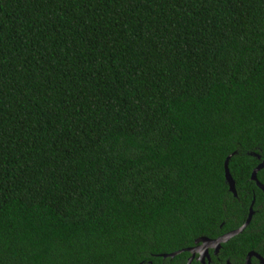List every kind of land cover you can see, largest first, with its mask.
Here are the masks:
<instances>
[{
    "label": "trees",
    "instance_id": "1",
    "mask_svg": "<svg viewBox=\"0 0 264 264\" xmlns=\"http://www.w3.org/2000/svg\"><path fill=\"white\" fill-rule=\"evenodd\" d=\"M261 160L264 0H0V264L264 258Z\"/></svg>",
    "mask_w": 264,
    "mask_h": 264
},
{
    "label": "water",
    "instance_id": "2",
    "mask_svg": "<svg viewBox=\"0 0 264 264\" xmlns=\"http://www.w3.org/2000/svg\"><path fill=\"white\" fill-rule=\"evenodd\" d=\"M235 155V154H234ZM233 155L229 156L226 160V163H225V176H226V181L227 183L229 184V187H230V191L233 193L234 196H237V191H236V185H235V182H234V179L232 178V175L230 173V170H229V162H230V159L232 158ZM262 169H264V162L261 163L253 172V175H252V180H254L258 187H260L263 191H264V185H262L259 181H258V173L259 171H261ZM254 202L250 208V213H249V216H248V219L247 221L245 222V224L243 226H241L239 229L235 230V231H232L230 233H227L223 236H221L220 238L218 239H209V238H206V237H203V238H200L196 241V246L193 247V248H189V249H186V250H182V251H179V252H176V253H173V254H169V255H163V258H174L176 257L177 255L183 253V252H189L191 253V257L188 261V264H192V262L194 261L195 259V256H196V252L197 251H200V250H204L205 252L204 253H201V257H200V260L201 261H205V259L207 257H209V254H208V250L209 248H213L215 251H218L223 244H226L227 242H229L232 238L240 235L241 233L244 232V230L250 225L251 223V220H252V216H253V213H254ZM200 245V246H199ZM200 253V252H199ZM253 257H256L260 260L261 264H264V259L258 255L257 253L255 252H251L248 257H247V264H252V258Z\"/></svg>",
    "mask_w": 264,
    "mask_h": 264
},
{
    "label": "flooded vegetation",
    "instance_id": "3",
    "mask_svg": "<svg viewBox=\"0 0 264 264\" xmlns=\"http://www.w3.org/2000/svg\"><path fill=\"white\" fill-rule=\"evenodd\" d=\"M262 161V163L264 162L263 160H261ZM263 170V169H262ZM259 181V180H258ZM257 184V183H256ZM262 185H264V184H262ZM258 186V185H257ZM260 188V187H259ZM261 189V188H260ZM262 190V189H261ZM263 191V190H262ZM264 192V191H263ZM238 196V195H237ZM237 196H235V197H237ZM255 203V202H254ZM264 210V209H263ZM254 211V210H253ZM255 215V211H254V213H253V216ZM253 216H252V219H253ZM252 221V220H251ZM220 238V237H219ZM218 239V238H217ZM213 240H215V239H213ZM200 246V245H199ZM221 250H222V247L218 250V251H215L213 248H209V250H208V254H209V257H207L206 259H205V261H201L200 260V257H201V253H204L205 251L204 250H200V251H197L196 252V256H195V259H197V260H199L202 264H206L207 262H208V264H212V255L213 256H215V257H218L219 255H220V252H221ZM200 252V253H199ZM261 256V255H260ZM262 257V256H261ZM253 258H256V257H253ZM252 258V259H253ZM263 258V257H262ZM194 259V260H195ZM259 262H260V260L258 259V258H256ZM264 259V258H263ZM261 263V262H260ZM227 264H231L229 261L227 262Z\"/></svg>",
    "mask_w": 264,
    "mask_h": 264
}]
</instances>
